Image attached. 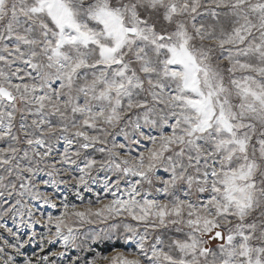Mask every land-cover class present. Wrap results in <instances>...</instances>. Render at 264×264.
<instances>
[{
  "label": "snow or ice",
  "instance_id": "snow-or-ice-1",
  "mask_svg": "<svg viewBox=\"0 0 264 264\" xmlns=\"http://www.w3.org/2000/svg\"><path fill=\"white\" fill-rule=\"evenodd\" d=\"M0 264H264V0H0Z\"/></svg>",
  "mask_w": 264,
  "mask_h": 264
}]
</instances>
